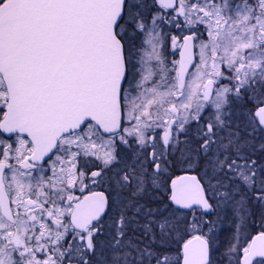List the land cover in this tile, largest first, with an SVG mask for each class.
Returning <instances> with one entry per match:
<instances>
[{"label": "snow or ice", "instance_id": "obj_1", "mask_svg": "<svg viewBox=\"0 0 264 264\" xmlns=\"http://www.w3.org/2000/svg\"><path fill=\"white\" fill-rule=\"evenodd\" d=\"M0 264H264V0H0Z\"/></svg>", "mask_w": 264, "mask_h": 264}]
</instances>
